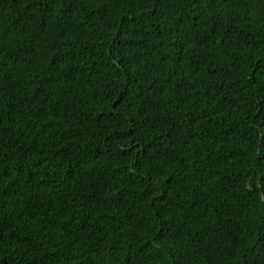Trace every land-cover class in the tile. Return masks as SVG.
I'll return each mask as SVG.
<instances>
[{
	"label": "trees",
	"instance_id": "16d2710c",
	"mask_svg": "<svg viewBox=\"0 0 264 264\" xmlns=\"http://www.w3.org/2000/svg\"><path fill=\"white\" fill-rule=\"evenodd\" d=\"M0 264H264V0H0Z\"/></svg>",
	"mask_w": 264,
	"mask_h": 264
}]
</instances>
